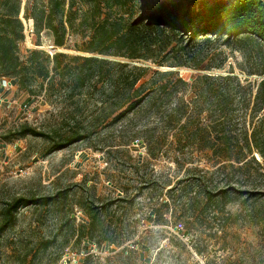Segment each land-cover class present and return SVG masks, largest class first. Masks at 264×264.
Returning a JSON list of instances; mask_svg holds the SVG:
<instances>
[{
    "label": "rangeland",
    "instance_id": "374dc122",
    "mask_svg": "<svg viewBox=\"0 0 264 264\" xmlns=\"http://www.w3.org/2000/svg\"><path fill=\"white\" fill-rule=\"evenodd\" d=\"M26 2L20 14L22 58L36 48L91 55L76 50L85 41L77 34L68 36L67 48L54 47L47 29L37 34L33 21L23 18ZM176 34L179 42L173 45L191 50L194 58L208 51L193 47L188 34ZM213 49L197 69L151 62H170L169 49L136 63L171 70L186 82L230 71L246 78L241 52L225 45ZM10 83L8 89L0 83V224L18 198L49 201L17 209L0 232V264H264V161L253 151L255 161L238 170L234 162L221 165L213 157L205 135L217 117L214 103L187 104L184 87L169 101L158 100L160 110L171 112L170 125L160 121L155 108L112 123L105 117L111 109L101 83L73 90L62 78L31 98ZM200 107L205 111L196 116ZM182 109L186 124L175 120ZM25 126L42 135L21 133ZM77 130L81 140L53 149ZM228 182L252 194L220 197ZM204 189L212 190L211 200Z\"/></svg>",
    "mask_w": 264,
    "mask_h": 264
},
{
    "label": "trees",
    "instance_id": "16d2710c",
    "mask_svg": "<svg viewBox=\"0 0 264 264\" xmlns=\"http://www.w3.org/2000/svg\"><path fill=\"white\" fill-rule=\"evenodd\" d=\"M28 1L23 18L33 21L37 34L47 29L56 48H67L68 36L77 34L85 41L75 46L76 50L91 54H49L36 48L28 49L22 58L19 54V43L24 40L20 16L22 0H0V79L14 81L17 89L28 98L53 89L62 78L73 90L101 83L104 101L110 104L111 110L105 116L110 122L129 113L134 115L155 108L160 121L168 126L173 117L170 110H160L158 100L167 102L187 87V104L201 100L215 105L212 108L217 116L215 124L205 137L212 143L213 157L224 162L221 165L234 162L238 170L247 168L251 160L255 161L253 151L264 161V0H142L140 5L132 0H76L77 6L74 0H35L30 5ZM176 33L188 34L193 47L204 46L208 51L194 58L191 50L184 51L183 47L173 45L179 42ZM201 35L204 37L197 38ZM213 45L232 46L241 52L246 65L244 80L230 71L202 74L186 82L171 70L159 71L136 63L151 60L154 51L169 49L170 62H151L157 66L168 64L197 69L211 53ZM214 67L219 68L220 64ZM250 76L257 78L249 80ZM182 96L178 98L184 102L185 95ZM203 111L204 107L198 108L196 116ZM261 112L263 115L259 116ZM185 115L182 109L175 120H183L186 124L188 115ZM21 133L42 135L27 126ZM79 133L77 130L70 134L53 149L81 140ZM202 193L209 200L214 196L212 190L204 189ZM229 193L252 194L228 182L218 194L224 197ZM47 201L48 198L14 200L5 209L0 232L14 221L19 207Z\"/></svg>",
    "mask_w": 264,
    "mask_h": 264
},
{
    "label": "built area",
    "instance_id": "2783aa9c",
    "mask_svg": "<svg viewBox=\"0 0 264 264\" xmlns=\"http://www.w3.org/2000/svg\"><path fill=\"white\" fill-rule=\"evenodd\" d=\"M0 83H1V86L8 89L9 87H11V83L9 80H6V79H1L0 80ZM3 103H8L7 99H3L2 101Z\"/></svg>",
    "mask_w": 264,
    "mask_h": 264
},
{
    "label": "water",
    "instance_id": "95a60500",
    "mask_svg": "<svg viewBox=\"0 0 264 264\" xmlns=\"http://www.w3.org/2000/svg\"><path fill=\"white\" fill-rule=\"evenodd\" d=\"M50 49H54V48L51 46Z\"/></svg>",
    "mask_w": 264,
    "mask_h": 264
}]
</instances>
